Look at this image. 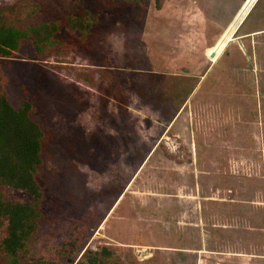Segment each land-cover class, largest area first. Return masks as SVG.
I'll return each mask as SVG.
<instances>
[{
  "label": "rangeland",
  "instance_id": "rangeland-1",
  "mask_svg": "<svg viewBox=\"0 0 264 264\" xmlns=\"http://www.w3.org/2000/svg\"><path fill=\"white\" fill-rule=\"evenodd\" d=\"M33 1L25 26L97 15L87 34L60 28L64 53L36 61L24 43L0 60L9 102L29 101L44 132L34 253L75 239L77 259L103 247L121 264L264 251L249 236L264 228V0Z\"/></svg>",
  "mask_w": 264,
  "mask_h": 264
},
{
  "label": "trees",
  "instance_id": "trees-1",
  "mask_svg": "<svg viewBox=\"0 0 264 264\" xmlns=\"http://www.w3.org/2000/svg\"><path fill=\"white\" fill-rule=\"evenodd\" d=\"M39 9L33 0L0 5V60L12 59L24 43L32 46L36 61L45 60L51 53H64V44L57 38L61 27L70 34H87L97 21V15L87 13L66 16L62 22L25 26ZM7 83V74L0 64V191L6 188L22 192L29 201L25 203L0 192V264H64L61 257L70 263L76 260L75 264H121L117 259H108L112 253L103 247L99 252L86 248L77 259V239L68 242V247L64 245L53 258L34 253L42 215L43 192L37 172L43 165L44 132L32 117L33 105L29 101H22L16 108L11 105ZM103 84L100 82L99 87Z\"/></svg>",
  "mask_w": 264,
  "mask_h": 264
},
{
  "label": "crops",
  "instance_id": "crops-1",
  "mask_svg": "<svg viewBox=\"0 0 264 264\" xmlns=\"http://www.w3.org/2000/svg\"><path fill=\"white\" fill-rule=\"evenodd\" d=\"M250 231V238H257L260 242L264 239V228L252 227ZM261 232V234H259ZM262 238V239H259ZM251 244V243H250ZM255 243H252L250 246L246 247L248 250L234 251L232 253L233 258H239L240 263L243 261L244 264H264V251H261V247L253 248Z\"/></svg>",
  "mask_w": 264,
  "mask_h": 264
},
{
  "label": "water",
  "instance_id": "water-1",
  "mask_svg": "<svg viewBox=\"0 0 264 264\" xmlns=\"http://www.w3.org/2000/svg\"><path fill=\"white\" fill-rule=\"evenodd\" d=\"M214 56V53H212L211 55H210V57H213Z\"/></svg>",
  "mask_w": 264,
  "mask_h": 264
}]
</instances>
